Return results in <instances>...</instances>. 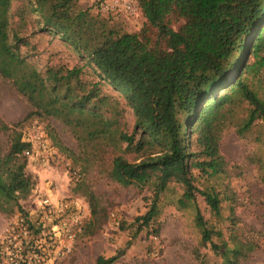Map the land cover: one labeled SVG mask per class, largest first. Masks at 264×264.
Listing matches in <instances>:
<instances>
[{"label": "trees", "instance_id": "obj_1", "mask_svg": "<svg viewBox=\"0 0 264 264\" xmlns=\"http://www.w3.org/2000/svg\"><path fill=\"white\" fill-rule=\"evenodd\" d=\"M78 1L0 0V77L29 104L24 119L53 117L80 145L95 152L111 147L106 175L153 193L149 209L136 218V232L159 233V197L170 183L179 184L177 203L194 209L200 243L209 245L220 264H239L257 245L233 232L225 240L221 228L204 219L196 194L217 218L223 198L195 180L222 171L221 133L236 106L246 104L238 134L264 121V96L254 87L264 71V0H135L143 18L136 31L123 30L111 22L110 12H93ZM39 32L57 35L84 62L41 72L26 54L35 53L29 37ZM87 65L131 108L130 131L120 127L118 99L102 94L99 80L83 77ZM20 123L1 124L10 130L7 149L0 146V209L8 213L23 210L18 200L34 185L24 155L31 143L16 129ZM86 196L85 233L93 235L108 215L93 192ZM117 255L99 256L96 263H112Z\"/></svg>", "mask_w": 264, "mask_h": 264}, {"label": "rangeland", "instance_id": "obj_2", "mask_svg": "<svg viewBox=\"0 0 264 264\" xmlns=\"http://www.w3.org/2000/svg\"><path fill=\"white\" fill-rule=\"evenodd\" d=\"M78 2L82 7H90L88 0ZM91 7L93 12L108 13ZM110 13L113 15L111 22L123 30L136 31L142 25L139 10L130 15L116 7ZM29 40L36 51L34 54L26 53L27 59L41 72L49 67H71L84 62L57 35L39 32ZM21 51L25 53L26 49L22 47ZM83 77L89 81L99 80L101 93L109 95L110 99H118L123 108L120 127L130 131L134 114L119 92L99 79L89 65L85 66ZM254 87L264 96V71L260 73V80L254 81ZM245 108L246 104L236 106L229 115V123L222 130V171L195 180L199 188L213 186L219 191L223 198L221 217L212 214L199 194H196V204L209 224L221 228L225 240H229L233 232L242 242L250 241L257 245L239 264H264V121L256 120L249 130L238 134L237 127L245 117ZM30 109L11 83L0 77L1 150L7 149L10 133V130H3L1 124L12 128L18 121L21 123L17 130L26 134L37 127L50 142L46 154L27 157L26 173L32 176L34 185L26 196L18 200L24 210L22 212L29 215L37 230L42 215L40 199H65L80 205L81 221L73 225L75 235L70 251L46 264H97L99 256L108 258L120 251L123 253L109 264H220L221 258L210 250L209 245L203 247L200 243L194 209L178 205L177 198L182 194L179 184L170 183L159 197V213L154 222V227L160 228L159 233L147 234L144 228L136 232V218L149 209L152 191L147 187L122 186L106 175L114 156L111 147H102L95 152L89 145H80L70 129L53 117L33 115L24 119ZM125 157L132 159L133 155L125 154ZM90 191L108 215L105 224L93 235L85 233L90 219L86 193ZM17 211L16 207L13 213L0 209V237Z\"/></svg>", "mask_w": 264, "mask_h": 264}, {"label": "built area", "instance_id": "obj_3", "mask_svg": "<svg viewBox=\"0 0 264 264\" xmlns=\"http://www.w3.org/2000/svg\"><path fill=\"white\" fill-rule=\"evenodd\" d=\"M90 6L102 12L116 7L130 15L138 11L131 0H88ZM31 143L24 150L27 157L46 154L50 149L48 136L39 128L23 134ZM41 219L37 230L28 214L17 211L0 237V264H46L69 252L74 238L73 225L80 223V205L65 199L45 197L39 200Z\"/></svg>", "mask_w": 264, "mask_h": 264}]
</instances>
